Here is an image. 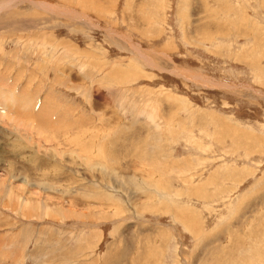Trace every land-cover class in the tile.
I'll return each instance as SVG.
<instances>
[{
    "label": "rangeland",
    "instance_id": "374dc122",
    "mask_svg": "<svg viewBox=\"0 0 264 264\" xmlns=\"http://www.w3.org/2000/svg\"><path fill=\"white\" fill-rule=\"evenodd\" d=\"M1 5L0 264H264V0Z\"/></svg>",
    "mask_w": 264,
    "mask_h": 264
},
{
    "label": "bare ground",
    "instance_id": "6f19581e",
    "mask_svg": "<svg viewBox=\"0 0 264 264\" xmlns=\"http://www.w3.org/2000/svg\"><path fill=\"white\" fill-rule=\"evenodd\" d=\"M16 0H11V2H15ZM36 3V2H35ZM38 3V2H37ZM41 4H38V6L39 7H42L43 9H45L46 11H50L52 8L50 7V6H47V4H42V2H40ZM8 4V3H7ZM12 4V3H11ZM4 5V4H3ZM3 5H1L0 7H2ZM4 8H6V7H3V9ZM54 9V8H53ZM2 9L0 8V11H1ZM245 13V12H244ZM84 19H87L88 20V18H86V17H84ZM246 22V21H245ZM205 29V28H204ZM0 76H1V74H0ZM16 77H18L17 75H16ZM1 78V77H0ZM1 80V79H0ZM3 80H5L4 78H3ZM15 80V79H14ZM17 80V79H16ZM3 82V81H2ZM32 83V82H31ZM3 83H1L0 84V86L2 85ZM8 84V83H7ZM13 84V83H12ZM18 84V83H17ZM2 86H5V83L2 85ZM15 86V85H14ZM7 87H8V85H7ZM15 87H17V86H15ZM9 88H11V87H9ZM26 89V88H25ZM30 89V88H29ZM28 89V90H29ZM5 91H7L8 92V90H6V89H4ZM27 90V89H26ZM5 91H3V89H2V87H0V122H3L4 123V120L5 119H10V121L8 120V122H11L12 123V121H14L13 123H14V126H18V128H19V125H21L19 122L21 121L20 119L16 122V120H17V115H23L21 112L22 111H20V109L19 108H21V107H18V105H21L22 104V101L23 102H27L28 100V97L30 96L29 94H27L26 93V95H23V96H21L19 99L20 100H22L21 102L19 101V100H15L14 102H12V103H9V101H8V99H7V95H6V93H5ZM25 91V90H24ZM29 92V91H28ZM23 93V92H22ZM23 97V98H22ZM22 98V99H21ZM90 99V98H89ZM18 101L21 103V104H19L18 103ZM22 106V105H21ZM22 109V108H21ZM32 116V115H31ZM43 116V115H42ZM20 117V116H19ZM21 118V117H20ZM43 118V117H42ZM23 120V119H22ZM37 120V119H36ZM24 121V120H23ZM32 121V120H31ZM39 121H40V124H42V126L43 127H45V126H48V124H47V122L45 121V120H43L42 121V119H39ZM48 121V120H47ZM24 123V122H23ZM27 123V122H26ZM30 123V122H29ZM34 124V123H33ZM39 124V125H40ZM24 125V124H23ZM13 126V127H14ZM25 127V126H24ZM24 127H22V128H24ZM26 127H28V124L26 125ZM31 127V126H30ZM37 127V126H36ZM53 127V126H52ZM29 128V127H28ZM31 128H33V126L31 127ZM40 128H42V127H40ZM25 129V128H24ZM36 129V128H35ZM33 130V129H32ZM38 130V129H37ZM36 130V131H37ZM40 130V129H39ZM15 131V130H14ZM16 132V131H15ZM40 132H41V130H40ZM252 134V133H251ZM82 140V139H81ZM89 165V164H88ZM180 215V214H179ZM185 215V214H184ZM182 218V217H181ZM187 218V217H186ZM185 218V219H186ZM188 219V218H187ZM122 254V253H121ZM141 260V259H140Z\"/></svg>",
    "mask_w": 264,
    "mask_h": 264
},
{
    "label": "crops",
    "instance_id": "0c3cea01",
    "mask_svg": "<svg viewBox=\"0 0 264 264\" xmlns=\"http://www.w3.org/2000/svg\"><path fill=\"white\" fill-rule=\"evenodd\" d=\"M129 262H131L130 258H128V260L126 258H124V261L121 264H131ZM100 264H104V260H103V262H100ZM132 264H136V263H132ZM138 264H141V263H138Z\"/></svg>",
    "mask_w": 264,
    "mask_h": 264
}]
</instances>
